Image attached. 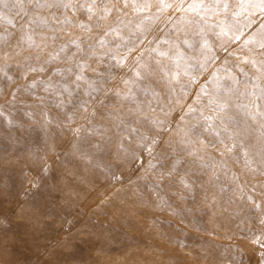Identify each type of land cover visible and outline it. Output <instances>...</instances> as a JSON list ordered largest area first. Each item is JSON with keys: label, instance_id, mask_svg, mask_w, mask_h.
<instances>
[{"label": "bare ground", "instance_id": "obj_1", "mask_svg": "<svg viewBox=\"0 0 264 264\" xmlns=\"http://www.w3.org/2000/svg\"><path fill=\"white\" fill-rule=\"evenodd\" d=\"M250 2L257 5L259 0H250ZM71 3L76 5L74 9L82 10V12L69 13L63 8H58L63 12L55 13L56 8H48L49 10L46 13H42L33 5L26 6L23 10L25 5H23L21 0H0V4L6 6L15 4L16 7H19L15 12L16 24L18 27H25L28 31L24 37L28 44H31L29 40L36 39L40 43V47L37 50H41L44 47V43L48 40L47 44L56 41L51 51L46 53L32 52L34 54L16 58L15 65H7L0 62V105H3L1 103L7 104L10 101H18L24 104H32L41 109L40 116L43 118L37 117L39 127L31 130L28 127L29 124L25 122L22 125V133L20 135L25 133L23 137L26 139L24 140L34 142L36 145L41 143V153L47 155L46 161L49 164L48 167H45L41 161L27 162L25 168L29 167V169L38 170L44 180L38 182L33 189V178L28 177V181L30 180L29 184L27 183L24 186V173H22L24 165L22 166V160H19L21 162L17 164H12L8 160L9 154H16L20 149L19 146H13V140H18V136L8 133L4 126H0V264H35L36 262L38 264H219L223 255L229 262H236L243 256V253L234 252L231 247L227 248L224 243L213 241L207 236L201 237L192 233L181 234L182 230L179 227L180 225H178V219L189 221V225L192 228L198 226V229L204 228L213 233H219L220 229L238 233L242 230L240 224L243 223V220H241L240 216H243L245 207L236 205L234 200L230 199V195L250 196V192L245 191V187L247 185L254 186L260 180L258 176L260 174L258 173L264 174V162L251 149H249L248 156L245 158L239 147H232L233 140L229 139L226 133L221 131L217 135L213 128L209 129L213 132V135L208 133L209 130L205 132L203 128H196L199 138L196 135H192L190 137L191 143L184 146H180V142L174 143L170 136L174 135L173 133L175 132L177 136L180 135L182 137V134L192 128L193 125L204 123L200 113L203 111L205 115L210 114L207 102L213 94L225 97L231 95L232 107L229 111L236 114L238 121L251 125L247 111L243 108V104L239 102L243 96L238 87H241L244 77L238 83L239 85L226 87L221 86L222 77L214 74L213 83L217 84L208 82L205 86L203 84L196 88L199 98L200 96H205L204 100L202 99L199 102L196 97H191V102L193 103L189 106L185 103H175L172 97L175 96L176 92H178L179 98L187 99L190 95L186 86L194 83L197 85V82L200 81L205 82L206 78L212 74V71H210L212 67L208 63L203 64L202 67L205 69L200 70L201 72L199 71L195 77L185 79L179 76L178 80L168 79L160 83H155L154 80L149 79L132 83L131 81L135 80L132 69L135 68L134 58L139 57L142 52V62L143 60L152 61L150 55L152 52L148 51V49L156 45L155 41L160 38H169L174 31L175 33L185 34L182 31L184 28L182 21L175 19V16H173V20L167 22V16L171 13L161 15L157 12L155 6L143 13H137L135 9L134 12L123 11V13H119L121 16L110 14L112 9L96 10L94 13L89 14V9H93L92 2L86 3L85 0H71ZM80 5H83V8ZM233 13H236V15H233ZM90 16L91 19H89ZM237 17H242L244 20H238ZM217 19L224 21L225 31H227L228 25H232L233 30L242 28L244 35L248 34L245 38H243L244 35L241 36L242 40H240L238 46L229 42L231 32L227 36L222 35L220 37L215 36L212 29H208L204 33L207 39L214 40L215 38L223 41V44H218L219 47L216 49L218 52L217 57L222 63L226 61L230 64H235L234 57H230L231 55L229 54L233 50H235V54L240 56L245 52L260 51L257 48V42L264 35V18L260 17L257 9L253 10L247 6L241 9L238 4L233 3L228 17L221 16ZM100 21L102 25H105L104 29L101 28L95 30L93 34L84 35L82 38H85V40L70 38L68 34L70 29H66L67 23L72 22L75 27L82 24L95 25L93 27L94 30L97 28L96 24ZM139 25L142 26L144 32L149 34L147 39L153 41V44L148 47H137L135 52L130 55V58L128 56L122 68L117 66V62L114 59L109 58L111 61H107L106 58L107 56L111 57L110 54L103 55L101 59L97 58L103 51L100 49L106 45L112 46L113 43L119 42L118 37L122 36L124 38L125 26L132 28ZM161 28L164 31H160ZM219 30V28L215 29V31ZM106 32L109 33L107 36H105ZM13 33L10 29L1 27L0 43L8 42L13 38ZM96 33L101 36V39L106 41L104 47L100 45V40L96 45L90 47L89 43L92 42L90 35L94 36ZM15 35L20 36L21 39L17 40L21 42L19 43L21 46L22 33ZM190 42L193 43L192 41ZM199 43H197V53L198 56H202L204 49L199 47ZM77 46H79V50ZM159 47L161 49L168 48L166 45H160ZM121 50L125 51L123 47H121ZM73 51L78 52L75 54H80L82 57H93L94 63L97 64L96 73L98 75L112 77V75L121 76L122 74L123 81L116 79L114 84L107 87V90L101 94H95V92L87 89L84 92L72 93L69 85L75 79L69 75L70 71L66 66H63L62 69L59 67L61 65L58 60L59 57H63L64 60L68 59L70 61V54ZM37 59L40 62L42 59L44 60L42 64L43 67L47 68L45 72L35 77L34 75L40 69L34 68L37 64L32 67V63L26 73L22 72V62H33V60ZM78 59L75 58V60ZM258 59V61L254 60L252 62L261 67L264 73V66H262L264 65V58L261 56ZM164 63L171 66L168 61ZM248 68L253 71L252 63H248ZM174 70L180 74L185 72L182 65H180L179 69ZM248 75L254 82V76L250 73ZM24 76L30 81L31 87L22 85ZM34 79L44 80L37 83ZM64 79L68 80V86L62 85ZM125 81H128V83H125ZM43 83L49 85L53 95H46L38 89V86ZM129 87L133 88V93L130 95L124 91ZM174 87H178V90L174 89ZM180 90L182 91L181 93H179ZM30 94L37 95L38 100H33L32 102L31 98L28 97ZM64 95L72 97L66 99ZM149 95H153V98L148 99ZM86 99L94 100V107H91L89 112L87 111L89 115L85 114L90 116L89 120H87L88 122H79L76 125L73 122L74 115L73 113L69 115L68 109L71 102L83 105ZM138 102H143L140 109L137 107ZM161 103L168 106H163V111H161L159 106ZM149 104L151 107H149ZM124 107H132L130 108L132 110L128 112L129 115L120 117L118 112L122 111ZM84 109L86 110V107ZM165 112L168 114L165 115ZM3 113L12 117L22 118V121L32 116L31 113L24 112L22 109L11 112L0 111V115ZM182 113L183 116H180ZM111 115H114L115 118L110 119ZM58 119L68 123V126H61L60 123L63 122ZM49 120L50 128L47 126ZM167 120L173 123L171 133H163V131L162 133H155L157 134L158 142L161 144L160 152L177 147L178 149L183 148L182 150L194 149L198 151L199 149L201 153L203 147L200 144V139H205L209 145L220 144L223 147H227L226 144L229 143V148L233 149L232 153L224 157H215V154H211L210 159L212 162L200 163L198 160L190 158L188 165L191 168L186 170L179 168V163L173 159L175 155L169 158V161H166V154H163L164 164L169 163L167 167H172V171L177 170L184 175L186 181L184 185L188 186L187 189L190 193L194 192L193 196L195 199L192 201L203 205H200L203 210V216L210 215V217H206L199 224L194 221L196 215L189 212L188 205L174 203L169 194L162 193L161 189L164 188V184L166 185L167 181L152 177L146 181L147 179L141 176L149 169L147 165H144L145 163L140 165L137 170L132 169L133 171H131L129 170L130 167L136 168L139 165L138 158H131L129 161L126 153H120V150H116L113 155L110 150L112 146L128 144L125 140L118 138L117 135H119L120 131L124 132V129L125 132H128L126 128L130 121L143 126L149 121L165 123ZM121 121L123 122L122 124L120 123ZM71 123L73 125H70ZM93 123H97L98 127L92 128ZM118 124L120 125L119 127L116 126ZM180 124L183 126H180ZM217 126H219V121H217ZM248 131L251 135L248 143L252 144L259 137L258 126L249 127ZM129 133H124V135L127 136ZM135 133H140V131L138 130ZM73 147L78 148V152L87 158L72 154L69 148ZM134 150L136 149L134 148ZM143 153L145 159L150 155L148 151ZM20 155H22V152H20ZM203 159L206 160L207 158ZM254 161L260 163L253 170L254 172H250V175L245 176L244 179L239 174L243 172V169L238 167V163L242 166L249 165V167H253ZM66 162L73 164L70 175L66 173V167L63 166ZM219 162L224 164L235 162L237 167L233 170H225L222 177L217 175L215 178H210L213 180L211 185L219 188V190H215V188L207 186L206 178H201L200 176L209 173L208 170H212L214 163L219 164ZM105 163H117L118 168L113 169V172H108L103 167ZM123 168H126V171L123 170L124 174H122V177L129 183L114 187L109 185L114 173L120 172ZM138 170L142 172L137 174ZM228 175H238L237 184L235 182L229 185L223 183L222 179L228 177ZM13 183H15L14 186H12ZM69 189L76 190L77 193L87 192L90 194L88 199L80 202L67 197L66 191ZM136 189L138 191L137 196L132 195ZM220 189L231 193H221ZM109 192H113L114 196L108 195ZM212 195L215 200H212ZM124 201H127V206L116 208L118 211L115 213L111 211V206H120ZM23 202L26 203L23 204ZM102 202L104 203V206H101L102 209L95 210V204ZM166 203L170 206L169 209L172 212L171 214L163 215L159 205ZM38 205L42 207L41 212L32 214L28 210L30 208L35 209ZM220 205L223 208L218 211L219 215L214 214L213 209ZM230 207H233L234 210ZM62 215H69L68 217L70 218H67V221L70 224H73V220L80 217L78 230L67 235L69 233L66 227V230L60 233L59 227H61V224L62 226L66 225L64 224L65 222L60 223L61 220L51 221L49 218L60 216L62 219ZM162 215L164 217L172 215L171 218L174 219V223L162 220ZM73 216L75 218H72ZM226 216H229V218L227 219ZM102 219H107L117 230L107 229L104 225L96 228L94 223ZM147 222H151L153 226L160 224V229H155L153 226L147 229ZM119 228L127 229L128 231L121 233L120 231L118 232ZM164 232L166 236L162 237L160 233ZM108 234L111 235V238H108ZM75 239L81 240L83 245H76L73 241ZM111 240L126 245L119 247V249L113 248ZM178 243L194 245V247L188 248V250H180L178 246L174 245H178ZM155 246H157L156 250H152L151 248ZM68 248L71 249L72 253H68ZM110 254L115 255L118 259H108ZM259 254L262 258L264 251L263 253L259 252ZM70 255L78 257L79 260L72 261V256Z\"/></svg>", "mask_w": 264, "mask_h": 264}, {"label": "rangeland", "instance_id": "obj_2", "mask_svg": "<svg viewBox=\"0 0 264 264\" xmlns=\"http://www.w3.org/2000/svg\"><path fill=\"white\" fill-rule=\"evenodd\" d=\"M86 3H91L93 6V9L90 10V13H94L96 10H111L110 14L113 15H121L119 13H123L124 12H134V8H132L130 5L125 8L124 7V0H89V2H87L88 0H85ZM48 2H50V0H48ZM68 3L69 0H65V3ZM113 2V5H112ZM23 5H25L23 7V10L26 8V6H31V3H28L27 0H23ZM258 5V4H257ZM250 9L253 10H258V14H260V17L264 18V11H261V9L256 6V4H251V6H247ZM19 7H16L15 4H10L8 6L4 5V4H0V29L1 27H5L10 29L12 32H14L13 34V38H11L8 42L6 43H0V62L1 63H5L7 65H12V64H16V58L19 57H23L26 56L28 54H34L32 52H48L51 51V48H53L55 46L56 41H52L50 43L47 44V42L44 43V47L41 50H37L40 47V43L35 39V40H29V42L31 44H28V42L24 39V37L26 36V33L28 32L26 30L25 27H18L17 26V18H16V10H18ZM65 11H69V13L73 12H79L81 13L82 10H78V9H67V8H63ZM49 10L48 8H38V11L42 12V13H46V11ZM55 13L57 12H63L62 10L56 8L55 9ZM78 10V11H77ZM26 13V12H24ZM112 16V15H111ZM122 16V15H121ZM64 19V18H63ZM238 20L243 21L244 18L242 17H237ZM102 22L100 21L98 24H96V29L93 30V27L95 25H86V24H82L80 26L75 27L74 24L72 25V22H68L66 29H70L68 30V34L70 38H74V39H81V40H85V38H82L84 35H89V34H93V32L95 30H99V29H104L105 25L101 24ZM149 24V23H148ZM140 26V27H139ZM138 27H132V28H128V27H124V32L125 34L124 36V40L127 41L129 44H131L132 42L138 41L139 39H142L144 41V43L142 45H140L139 47L142 48L143 47H148L149 43L147 39L148 35L146 32H144V30H142V26L139 25ZM149 26V25H148ZM146 26V27H148ZM153 26V24H152ZM153 29V28H152ZM116 32V30H114ZM177 32H178V25H177ZM22 33V45L20 46L18 40H20V36H16L15 34H21ZM81 34V35H80ZM80 35V36H79ZM248 35V34H247ZM247 35H244L243 38H245ZM15 36V37H14ZM95 36H99V37H95ZM114 36H120V35H114ZM185 34L183 33H175V31L173 32L172 36H170L169 38L166 39H170V40H176V42L179 44V47L181 50H183L185 59L182 60L180 62V65H182V67L184 68L185 72H182L181 74L179 73V76H181L182 78L185 79H189L190 77H195L197 76V74L199 73L200 70H203L205 68H203V64L204 63H208L209 66H211L212 68L210 69V71H212V74L209 75L206 78L205 82H197V85L194 83L193 85H187V90L189 93V97L186 99H181L178 97V92L175 93V96L172 97L173 101L175 103H180V104H187V106L191 105L193 102H191V97H196V99L201 102L202 99L204 100L205 96H198L197 92H196V88H198L199 86H205V84H207L208 82H210L211 84H217V83H213V76L214 74L219 75L221 78V86H237L239 85L238 83L242 81V77H244V80L242 81V85L241 87H238V90H240V93L242 94L243 98L239 100V102L241 104H246L248 103V100L245 98L244 93L246 92H251L253 91V81L251 80V78L249 77L248 73L252 74L254 76V78L256 79V83L260 84V85H264V73L261 67H259L258 65L254 64L252 61L256 60L258 61L259 57H263L264 55L261 53V51H250V52H245L242 56H240L243 59H247L248 63H252L253 66V71H250V69L248 68V63L244 64L241 63L240 60L237 59V54H232L230 57H234L235 59V64H230L228 62H221L219 60V58L217 57V50L219 45L223 44L222 40H216L214 38L213 39H208L209 40V48L208 49H204V53H202V56H198L197 50V43L200 42V38L201 36L196 35L195 33L191 34V41L193 42L192 44L194 45V47L192 48H188L186 45H184L183 43H179L180 40H182L184 38ZM206 36V35H205ZM92 42L89 43V45L92 47L94 45H96L98 43L99 40H101V36L99 34H94L90 35ZM146 37V39H145ZM207 37V36H206ZM214 37V36H213ZM18 39V40H17ZM242 40V38H241ZM79 41V40H78ZM219 44V45H218ZM168 46V45H166ZM112 46H105L104 48L100 49L103 50L102 53H106L108 51V48H110ZM153 47H157V45L153 46ZM150 47V48H153ZM99 50V51H100ZM75 53L78 52H71L70 54V62L68 59L64 60L63 57H59V64L61 66V69L63 68V66H66V68L70 71L69 75L73 77V79H75V81L73 80V82L69 85V87L71 88V92H84L85 89L89 90V91H93L98 94L103 93L104 91L107 90V87H109L111 84H114V82L116 81V79H120L121 81H123L122 79V74L121 76H117V75H112L107 77L104 75H98L96 73V66L97 64L94 63V59L93 57H89V56H85L82 57L80 54L76 55ZM82 53V52H81ZM118 54L120 56H123L125 54V51H122L121 49L118 50ZM151 60L153 61V59L156 57L155 53H151ZM149 57V56H148ZM75 58H79L78 60H75ZM112 59V57H108L107 56V61H111L109 60ZM130 58V56H129ZM213 58H215L213 60ZM40 59V58H39ZM39 59L37 60H33V62H22V72L26 73L27 69L30 67V64L32 63V67L34 65H36L34 68H38L40 70L37 71V73L34 75L35 77H38V75L40 73H43L46 71L47 68L43 67V59L40 62ZM104 59V60H106ZM163 59L164 62L168 61L166 58H161ZM219 60V61H218ZM171 63V62H170ZM101 64V63H100ZM99 64V65H100ZM238 65V66H237ZM153 66H155L153 64ZM187 66V67H186ZM25 69V70H24ZM43 69V70H42ZM134 69V68H133ZM242 69V71H241ZM68 71V72H69ZM201 72V71H200ZM80 76L81 79L77 80L76 77ZM247 75V77H246ZM223 79V80H222ZM37 81V83L43 81L44 79H34ZM241 80V81H240ZM67 79L62 81V85L63 86H68L67 83ZM30 81H28L27 77L24 76V78L22 79V85H25V87H31L30 85ZM247 85V87L245 86ZM151 86V85H149ZM39 90H41L43 93H45L46 95H53L51 88L49 87V85H47L46 83L40 84V86H38ZM202 88V87H201ZM222 88V87H221ZM174 89L178 90V87H174ZM200 89V88H199ZM183 90V89H182ZM126 92V94H132L133 93V88L129 87L127 89L124 90ZM193 91V92H192ZM198 91V90H197ZM182 91L180 90L179 93H181ZM152 94V93H151ZM231 95H228L226 97L230 98ZM29 98H31L30 100H38L37 95H28ZM64 97L66 99H69L70 95H64ZM153 95H149L148 99H152ZM254 99V97H253ZM70 101V100H69ZM68 101V102H69ZM1 102V101H0ZM94 100H85V103L83 102V105H80L78 103L75 102H71L70 108L69 110V115H71V113H73L74 115V120L73 122L78 125L79 122L81 123H85L88 122L87 120H89L88 116V112L89 109L91 107H94ZM258 103L264 104V101H258ZM3 105H0V111L1 112H5V111H14V110H23L24 112H29L31 113L32 116L28 117V119L26 118V120L22 121V118H18V117H12L9 116V114L3 113L0 115V126H4L5 130L8 133H12V134H16L18 136V140L14 139L13 140V146H19L20 149L18 150V152L16 154H9V162L12 164H17L20 163L22 160V166L24 165V167H22V173H24V186L25 184H27L28 181V177L33 178V182H34V186L32 187L34 189L35 185L38 182H41L42 180H44V177L42 178L41 173H39L38 170H33V169H29V167L25 168V165L27 162L29 161H41V163L45 166L48 167V162L46 161V156L45 154L41 153V148H42V144L39 143L38 145L34 144V142L31 141H27L24 140L26 138H24L23 136L25 135L22 134V125L27 122L29 125L28 127L32 130V129H36L37 127H39L38 122H37V117L39 118H43L40 116V113L42 112L40 108L32 105V104H24L23 102H18V101H10L7 102V104L5 103H1ZM5 104V105H4ZM69 105V104H68ZM84 106V107H83ZM164 107H166L167 105H163ZM86 107V110L84 109ZM168 107V106H167ZM132 107H124V109L120 112H118L119 116H126L129 115V111L132 110L130 109ZM35 110V111H34ZM88 111V112H87ZM115 113V112H114ZM88 114V115H85ZM117 114V113H116ZM84 116V117H83ZM183 116V113L182 115ZM67 117V116H65ZM59 118V117H58ZM110 119H114V115H111L109 117ZM118 119V118H117ZM61 122H63L62 119H58ZM71 120V119H70ZM45 121H47L45 119ZM165 121V120H164ZM53 122V121H51ZM154 123H146L143 126L139 125L138 123L134 122V121H130V124L127 126L126 130H128V132H124L120 131L117 135L118 138L125 140L128 144L127 145H117L112 146V148L110 149L112 151V154L114 155L116 153V150H120V153H126L127 155V159H137L138 160V166H136V168H132L130 167L129 170L133 171L137 170V168L142 165L143 163H145L144 165H147L149 167L148 171L143 173L141 176L145 177L148 181L150 180L149 178H154V179H158V180H165L166 185L164 184V188H162V193H167L170 195L171 200H173L174 203H184L186 205H188V208L190 209L189 212L195 213L194 215H196L194 221H196V223H200L202 222V220L207 217H210L209 214H207L206 216H203V210L201 209L202 207L200 205H202L201 203L197 204L196 202L192 201L193 199H195V197L193 196V193H190V191L187 189V185L185 186L184 184L186 183L184 175L179 172V171H172V167H167L169 166L168 164H164L165 159H163V154H166V161H169V158H171L172 156L175 155V158H173L175 161H177L179 164V168L181 170L183 169H188L191 168L188 165V161L190 158H193L194 160H198L200 163L204 162H212L211 161V154H215L219 157H224L225 155L232 153L233 149L231 148V150H229V143L226 144L227 147H223L222 145H209L207 144L205 139H200V144L203 147V151L200 153V150L198 149V151L192 149V150H182V149H178L177 147H172L173 149L168 150V151H164V152H160L161 150V144L158 143L155 146H153V152L152 154L149 155V157L147 159L144 158V153L146 150L141 146L140 142H139V138L141 135L143 136H147L148 140L145 143H149L151 142V140L155 139L158 141V139L156 138L157 134L155 133H171L172 131V126L173 123H171V121L167 120L164 125V129L162 130L161 127H159L160 123L158 121H153ZM198 122V121H197ZM50 120L48 121L47 126L50 128L49 126ZM54 123V122H53ZM55 124V123H54ZM68 123H60L61 126H68ZM70 125H73L72 123ZM117 126V125H116ZM180 126H183L182 124H180ZM98 124L97 123H93L92 124V128H97ZM118 127V126H117ZM135 128L137 130L140 131V133H135L132 128ZM119 129V128H118ZM130 132V133H129ZM2 133H4L2 131ZM100 133V132H98ZM124 133H129V135H124ZM208 133H210L211 135H213V132H211L210 130L208 131ZM174 135H171V139L174 143H178L181 141V137L180 135H176L177 133H173ZM42 136V133H41ZM183 136V134H182ZM20 137V139H19ZM127 137V138H125ZM213 139V138H212ZM40 141V140H38ZM202 141V142H201ZM134 148L136 150H134ZM142 149V150H141ZM139 150H141L139 152ZM69 151L74 154V155H78V156H83L82 154H80L78 152V148H69ZM20 152H22V155H20ZM139 152V153H138ZM207 153V155H206ZM134 154V155H133ZM209 155V156H208ZM139 156V157H137ZM207 156V157H206ZM84 158H87L85 155L83 156ZM203 158H207L206 160H204ZM145 159V160H144ZM210 160V161H209ZM133 161V160H132ZM115 162V161H113ZM258 161H254V166L253 167H249V165L247 166H242L238 163V167H242L241 169H243L242 173H239L243 178L245 176L250 175V172L253 173L256 168V166L258 165ZM40 165V163H39ZM117 163H105L103 165L104 169L107 170L108 172H113V169L118 168L117 167ZM166 165V166H165ZM66 167V173L70 175L71 173V169L73 167V164L71 163H64V165ZM237 166L235 164V162H229L228 164H224L222 162H219V164H215L214 163V167L212 168V170H208L209 173L200 176L201 178H206L205 182L208 184V187H213L215 188V190H219L218 187L216 186H212V179H210L211 177H216L217 175H220V177H222V175L225 173V170H233L235 169ZM126 168H123L120 172H116L113 175V179L111 180V182L109 183V185L111 186H123L125 184H128L129 182H127L126 180H124V178L122 177V174H124V171ZM139 170H141L139 168ZM137 174H140L142 171H139ZM126 171V170H125ZM115 172V170H114ZM260 175L259 178L260 180L258 182L255 183L254 186H246L245 187V191H249L250 192V196H238L236 194H232L230 195V199H233L236 205H241L245 207V212L243 213V216L241 217V220H243V223L240 224V227H242V230H240L238 233H232L230 231H222L221 229L219 230V233H213L210 232L209 230H206L204 228L198 229V226L196 228H192L190 227V222L189 221H185L184 219H178V225H180L179 227L181 228L182 233H186V234H198L199 236H207L209 237L211 240L213 241H217L220 243H224L225 247H231V249H233L234 252H237L239 254L243 253V256H241L240 259H238L236 262H229L227 260V258H225V256L223 255L219 264H264V256H262L259 254V252L263 253L264 251V174L258 173ZM40 177V180H39ZM238 175L234 176H229L228 177H224L223 183H226L227 185L232 184L233 182H235L237 184L238 182ZM245 179V178H244ZM261 182V184H260ZM29 184V183H28ZM15 183L12 184V186H14ZM210 185V186H209ZM29 186V185H28ZM221 193H225V194H230L231 192L229 191H223L221 190ZM219 191V192H220ZM137 189L135 191H133L132 195H136L137 196ZM147 193V191H146ZM90 193L87 192H80L77 193L76 190L73 189H69L66 191V195L68 198H72L75 199L77 201L80 202H84L86 199H88ZM108 195H113V192H109ZM159 198V197H158ZM212 200H215V197L212 195ZM211 201V200H210ZM127 201H124L120 206H111V211L113 213L117 212L118 210L116 208H122L124 206H127ZM212 202V201H211ZM26 202H23V204ZM101 206H104V203H100V204H95V210L96 209H102ZM203 206V205H202ZM159 207L162 210L163 215L165 214H171V210L169 209L170 206L166 203V204H160ZM223 208L222 205L215 207L213 209L214 214L219 215L218 211L221 210ZM231 209H233V207H230ZM30 210V212L32 214H37L39 212H41L42 207L41 205H38V207H36L35 209L30 208L28 209ZM234 210V209H233ZM162 215V220L164 221H170L172 223H174V219L171 218L172 215H166L165 217ZM69 215H62V219L60 216H52L49 219L51 221L57 220L60 221V223L65 222L63 225H60L61 227H59V232H64L66 230V227L68 229V233L67 235H70V233H74L75 230H78V227L80 225V217H77L74 221L73 224L68 223L67 218L69 219L70 217H68ZM72 218H75L74 216ZM71 218V219H72ZM106 218V217H105ZM226 218L228 219L229 216H226ZM104 225L105 228L110 229V230H117V228L112 225V223H110L107 219H102L99 220L97 223H94V226L96 228L102 227ZM152 225V223H148L147 222V229H149ZM160 224H157L156 226L154 225L153 228L155 229H160ZM124 233L125 231H128L127 229H123V228H119L118 232ZM162 231V230H161ZM163 232V231H162ZM13 234V233H11ZM130 234V233H129ZM132 234V233H131ZM163 236H166L165 232L164 233H160ZM225 235V236H224ZM161 237V236H160ZM108 238H111V235L108 234ZM74 243L78 246H82L83 243L81 240L79 239H75L73 240ZM112 242V247L113 248H118L122 247L126 244L117 242L115 240H111ZM175 246H178V249L180 250H188V248L194 247V245H183L182 243H178L174 244ZM157 246L152 247V250H156ZM117 250V249H116ZM68 253H72L71 249H67ZM252 259H251V256ZM72 256V255H70ZM223 258H225L223 260ZM108 259H118V257H116L115 255H109ZM72 261L75 260H79L78 257H75L74 255L71 258ZM35 264H38V262H36Z\"/></svg>", "mask_w": 264, "mask_h": 264}, {"label": "snow or ice", "instance_id": "obj_3", "mask_svg": "<svg viewBox=\"0 0 264 264\" xmlns=\"http://www.w3.org/2000/svg\"><path fill=\"white\" fill-rule=\"evenodd\" d=\"M21 2H23V0H21ZM27 2L31 3L35 8L74 9L76 7V5L71 3V0H69L68 3H65V0H50V3L48 0H27ZM233 3L238 4L241 9L245 6H251L250 0H124V7L127 8L131 5L137 13H143L146 10H151V8L155 6L157 12L161 15L171 13L167 16V22H171L173 20V16H175V19L184 23L182 31L185 32V36L179 41V43H183L188 48L194 47L190 41L191 34L195 33L196 35L201 36L199 47L201 49H208L209 40L204 36V33L208 29H212L213 34L217 37L222 35L227 36L229 32H231L229 42L239 46L241 36L244 35L243 29L233 30V26L228 25L227 31H225L224 21L217 19L221 16L227 18ZM256 6H258L261 11H264V0H259L258 5ZM80 7L83 8V5H80ZM90 10L91 9H89V11ZM233 15H236V13H233ZM89 19H91V16ZM217 28L220 30L215 31ZM160 31H164V29L161 28ZM108 34L109 33L106 32L105 36ZM118 40L119 42L113 43L112 47L108 48L107 53H101L97 58L101 59L103 55L110 54L112 59L116 60L117 66L122 68L124 63L127 61L128 56L135 52L136 48L142 45L144 41L139 39L138 41L129 44L122 36L118 37ZM99 43L102 47L106 45V41L104 39H101ZM148 43L151 45L153 44V41H148ZM155 43L157 47L148 49V51L156 54L153 61L143 60L142 62L143 52L139 57L134 58L135 68L132 69V71H134L135 80L131 81L132 83H136L137 81L144 79L154 80L155 83H160L161 81L168 79L173 81L179 79V73L174 69H179L180 62L185 59L183 50L180 49L179 44L176 41L170 39L160 38L155 41ZM160 45H168V48L161 49L159 47ZM121 47L125 49V54L123 56L118 54V50L121 49ZM77 48L79 50V46H77ZM257 48L262 54H264V35H262L261 39L257 42ZM93 54L95 55V53ZM229 54H235V50ZM161 58L169 60L171 62V66L165 64ZM214 59L215 58H213V60ZM237 59L240 60L241 63H248L247 59L241 58L238 54ZM76 79L79 80L81 77L78 75ZM256 79L257 78H253V91L244 93L248 103L243 104V108L248 113V120L251 121V125L238 121L236 119V114L229 111L232 107L230 98L213 94L207 102L210 114L205 115L204 112L201 111L200 115L204 123L193 125L192 128L186 130L181 137L180 146L190 144V137L192 135H196L197 138H199L196 128H203L205 132H207L210 128H213L217 135H219L221 131L226 133L228 138L233 140L232 147H239L245 158H247L249 149H251L254 153H257L261 161L264 162V104L258 103V101H264V85L257 84L255 82ZM125 83H128V81H125ZM245 86L247 87V85ZM205 95H207V93H205ZM141 103L143 102L137 103L138 109H140ZM159 106L161 111H163V104L161 103ZM149 107H151L150 104ZM193 111H195V109H193ZM167 114L168 113L165 112V115ZM145 119H147V117H145ZM217 121H219V126H217ZM120 123L122 124L123 122L121 121ZM149 123L154 122L149 121ZM117 126L119 127L120 125L118 124ZM253 126H258L260 134L252 144H249L248 140L251 139V135L248 129ZM159 127L163 129L165 127L164 123L161 122ZM132 130L134 132L138 131L134 127ZM147 140V136L141 135L139 138L141 146L148 151L149 154H151L153 146L159 142L153 139L149 144L145 143ZM229 150H231V148Z\"/></svg>", "mask_w": 264, "mask_h": 264}]
</instances>
